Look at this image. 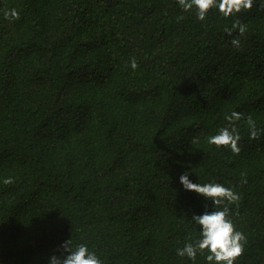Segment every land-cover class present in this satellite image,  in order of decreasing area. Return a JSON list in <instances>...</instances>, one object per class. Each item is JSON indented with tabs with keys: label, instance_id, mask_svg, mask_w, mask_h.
Here are the masks:
<instances>
[{
	"label": "trees",
	"instance_id": "1",
	"mask_svg": "<svg viewBox=\"0 0 264 264\" xmlns=\"http://www.w3.org/2000/svg\"><path fill=\"white\" fill-rule=\"evenodd\" d=\"M233 124L238 153L207 142ZM184 172L239 194L220 205L247 237L236 264H264V7L0 0L2 264H48L69 239L103 264H208L176 254L211 208Z\"/></svg>",
	"mask_w": 264,
	"mask_h": 264
},
{
	"label": "clouds",
	"instance_id": "2",
	"mask_svg": "<svg viewBox=\"0 0 264 264\" xmlns=\"http://www.w3.org/2000/svg\"><path fill=\"white\" fill-rule=\"evenodd\" d=\"M264 7V0H177L178 6L185 12L194 10L197 19L205 20L210 9H217L224 17L233 16L253 8L254 4ZM6 19L18 18L19 12L16 8H11L3 13ZM238 30L243 34L246 31V25L237 19L229 33ZM232 44L239 48L240 40L233 38ZM130 67H138L135 58L130 60ZM227 119L229 121H238L241 119V113L233 111ZM247 123L250 129V137L256 138L261 131L257 128L255 121L248 117ZM239 133L235 125L223 127L215 135L207 138L211 145L228 146L231 151L238 153L240 148L238 141ZM180 184L186 191H194L204 197L211 204V208L205 205V211L200 214H192L191 221L200 227V236L183 247L176 249V254L180 257H187L195 261L197 254H205L204 258L208 264H236V259L242 254L244 245L247 241L246 235L236 229L235 224L230 216V209L224 202L229 204L237 202L240 197L231 188L221 183H197L190 178L189 172H184L179 177ZM4 183H10L9 178H5ZM64 253L62 255L52 254L48 258V264H103L97 254L91 251L87 244L81 243L72 246L71 239L65 240L60 246ZM2 264V262H0Z\"/></svg>",
	"mask_w": 264,
	"mask_h": 264
}]
</instances>
